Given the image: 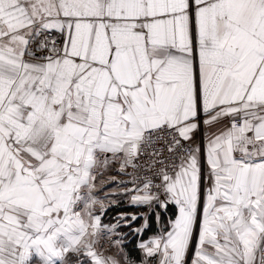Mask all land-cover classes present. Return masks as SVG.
Returning a JSON list of instances; mask_svg holds the SVG:
<instances>
[{
	"label": "snow or ice",
	"instance_id": "snow-or-ice-1",
	"mask_svg": "<svg viewBox=\"0 0 264 264\" xmlns=\"http://www.w3.org/2000/svg\"><path fill=\"white\" fill-rule=\"evenodd\" d=\"M0 264H264V0H0Z\"/></svg>",
	"mask_w": 264,
	"mask_h": 264
},
{
	"label": "rangeland",
	"instance_id": "rangeland-1",
	"mask_svg": "<svg viewBox=\"0 0 264 264\" xmlns=\"http://www.w3.org/2000/svg\"><path fill=\"white\" fill-rule=\"evenodd\" d=\"M111 184V185H110ZM104 187H106L104 189ZM121 189L122 187L118 186L114 181L112 182H109L104 184L103 187H102V191L100 193V196L102 199H105L106 200V210L108 209H111L112 207L116 206V207H122V208H125V207H135L134 210H132L131 212H120L118 214H112V211H109L107 213L106 216H104L103 218V221L110 224V225H113V224H117L118 220H123L124 217H131L132 215H136L137 219L135 221H132L130 225H124L122 227H120L118 229L119 232L123 233L122 236L119 237V239L122 240V243H124V241L127 240V235H129V233H137L136 231H134L133 229L135 228H139L142 224H143V221L145 218L148 219V216L149 214L151 213L152 210H154L155 208L158 209L159 207L156 206V207H149L148 205H135V204H131L129 201V197L132 195L130 194H124L123 196H121L122 194H119V189ZM123 189V188H122ZM107 192L109 193V191H112L114 193H116L115 195L111 196L110 198L109 197H105L103 196V192ZM126 193H129V192H126ZM131 193V192H130ZM129 198V199H128ZM126 199V200H125ZM114 201V202H112ZM120 201H123V203L121 204ZM121 208V209H122ZM105 211H103L105 213Z\"/></svg>",
	"mask_w": 264,
	"mask_h": 264
},
{
	"label": "trees",
	"instance_id": "trees-1",
	"mask_svg": "<svg viewBox=\"0 0 264 264\" xmlns=\"http://www.w3.org/2000/svg\"><path fill=\"white\" fill-rule=\"evenodd\" d=\"M130 194V193H128ZM121 204L123 203V201H120ZM112 207L111 209H108L109 211H112V214H118L120 212H131L132 210L135 209V207L131 206V207ZM158 210V209H157ZM156 208L154 210L151 211V213L148 216V225L149 227L144 229V231L142 233H129V235H127V240L124 241V246L123 248L125 249V251L127 253H129L134 259L139 260V258L141 257L142 253L140 252V249L138 248V243L139 241H143L148 239L150 236L152 235H156L157 231L160 228V225L165 223L168 219V217L171 215V212H165V210H161L159 209L160 213V225L159 223H157L156 221V214L159 212H157ZM108 212H106L107 214Z\"/></svg>",
	"mask_w": 264,
	"mask_h": 264
},
{
	"label": "crops",
	"instance_id": "crops-1",
	"mask_svg": "<svg viewBox=\"0 0 264 264\" xmlns=\"http://www.w3.org/2000/svg\"><path fill=\"white\" fill-rule=\"evenodd\" d=\"M108 184H109V182H108ZM110 185H111V184H110ZM105 188H106V187H104V189H105ZM118 189H119V188H118ZM103 193H104L103 196H105V197H109V198H110L111 196H113V195L116 194V193H114V192H112V191H109V193H107V192L104 191ZM119 194H122L121 196H123L124 194L127 195L128 193H126L125 189H122V188H121V189H119ZM131 194H132V193H130V195H131ZM129 198H130V197H129ZM129 198H128V199H129ZM125 200H126V199H125ZM129 200H130V199H129ZM129 202H130V201H129ZM130 203H131V202H130ZM131 204H132V203H131ZM159 209L164 210L163 208H160V207H159L158 210L156 209L157 212L159 211ZM106 212H109V210H106L105 213H104V212L101 213V222H102V224L110 225V224L106 223L107 221H106V222L103 221L104 216L107 215ZM158 213H160V211H159ZM103 215H104V216H103ZM159 216H160V215H159ZM144 221H145V219H144ZM144 221H143V223H144ZM147 221H148V219H147ZM159 222H160V221H159ZM159 225H160V223H159ZM153 236H155V235L150 236V237H149L148 239H146V240L139 241L138 246H139V244L142 243V242H147V241H148L150 238H152ZM118 238H119V237H118ZM123 244H124V243H122V247L124 246ZM138 248H139V247H138Z\"/></svg>",
	"mask_w": 264,
	"mask_h": 264
},
{
	"label": "built area",
	"instance_id": "built-area-1",
	"mask_svg": "<svg viewBox=\"0 0 264 264\" xmlns=\"http://www.w3.org/2000/svg\"><path fill=\"white\" fill-rule=\"evenodd\" d=\"M121 179L125 180L124 184L119 183L118 181H120ZM118 186L122 187L123 189H125L126 192H131V189L134 188L135 186L128 183L127 182V178L124 177H117V180L114 181ZM132 193V192H131Z\"/></svg>",
	"mask_w": 264,
	"mask_h": 264
}]
</instances>
